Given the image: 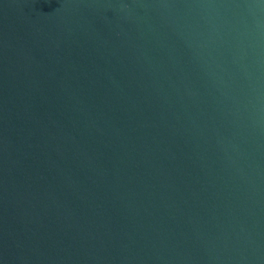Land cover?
I'll use <instances>...</instances> for the list:
<instances>
[{
  "label": "water",
  "instance_id": "water-1",
  "mask_svg": "<svg viewBox=\"0 0 264 264\" xmlns=\"http://www.w3.org/2000/svg\"><path fill=\"white\" fill-rule=\"evenodd\" d=\"M0 264H264V0H0Z\"/></svg>",
  "mask_w": 264,
  "mask_h": 264
}]
</instances>
